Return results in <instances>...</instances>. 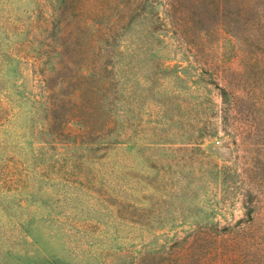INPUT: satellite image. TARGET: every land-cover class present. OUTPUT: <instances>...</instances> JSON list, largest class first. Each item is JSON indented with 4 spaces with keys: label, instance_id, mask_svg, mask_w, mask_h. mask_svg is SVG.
Listing matches in <instances>:
<instances>
[{
    "label": "rangeland",
    "instance_id": "rangeland-1",
    "mask_svg": "<svg viewBox=\"0 0 264 264\" xmlns=\"http://www.w3.org/2000/svg\"><path fill=\"white\" fill-rule=\"evenodd\" d=\"M0 264H264V0H0Z\"/></svg>",
    "mask_w": 264,
    "mask_h": 264
},
{
    "label": "trees",
    "instance_id": "trees-1",
    "mask_svg": "<svg viewBox=\"0 0 264 264\" xmlns=\"http://www.w3.org/2000/svg\"><path fill=\"white\" fill-rule=\"evenodd\" d=\"M191 21L193 22V24L198 26L199 31L204 32V33H208L209 32L205 26H202V25L199 24V20H196V22H195L193 20V18H191Z\"/></svg>",
    "mask_w": 264,
    "mask_h": 264
}]
</instances>
